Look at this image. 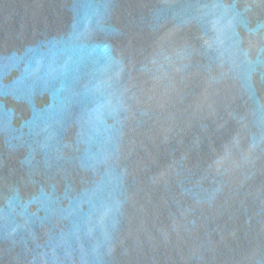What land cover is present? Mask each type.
<instances>
[{"label": "water", "instance_id": "1", "mask_svg": "<svg viewBox=\"0 0 264 264\" xmlns=\"http://www.w3.org/2000/svg\"><path fill=\"white\" fill-rule=\"evenodd\" d=\"M0 264H264V0H0Z\"/></svg>", "mask_w": 264, "mask_h": 264}]
</instances>
